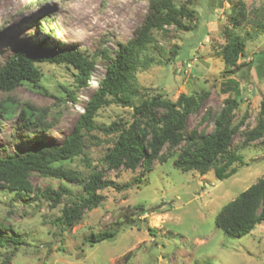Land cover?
Listing matches in <instances>:
<instances>
[{
	"label": "rangeland",
	"instance_id": "374dc122",
	"mask_svg": "<svg viewBox=\"0 0 264 264\" xmlns=\"http://www.w3.org/2000/svg\"><path fill=\"white\" fill-rule=\"evenodd\" d=\"M175 1L194 10L192 19H184L192 29L170 26L167 34L154 31L155 46L147 55L152 63L137 71V82L149 94L159 93L172 100L181 93L208 92L200 109L188 116L187 133L194 129L210 132L213 120H203V116L208 110L211 117L217 114L224 99L233 96L238 88L243 100L235 110L234 123L248 117L233 137L231 148L241 157L226 170L235 172L218 178L216 169L223 164L205 174L184 172L173 165L180 150L176 147L175 156L166 162L154 161L153 171L146 173L139 185L99 190L104 196L102 203L86 210L70 228L56 225L55 219L62 207L80 193V187L33 173L30 180L36 191L48 187L56 191L65 185L71 194L64 195L62 202L52 208L36 192L31 193V198L36 199L26 202L25 197L0 189V222L9 228L5 233H14L22 241L16 244L17 249L0 247V264L3 259L5 264H264V221L237 238L224 234L215 224L225 204L264 176V136L244 142L245 132L256 125L264 97V33L255 30L264 0H193L190 4L187 0ZM239 1L245 4V16L238 15ZM148 7L149 0H0V63L18 45L35 46L43 41L50 46H78L87 52L105 48L113 55L119 43L133 36ZM229 31L246 37L245 55L238 63L253 59L255 69L247 79L234 74L233 67H227L221 56ZM41 67L43 77L38 85L26 83L9 93L0 91V101L14 100L45 109L46 120L52 126L48 132L39 128L25 131L18 111L12 117L0 116L2 154L23 152L36 140L61 141L103 76L106 61L98 58L89 84L82 88L74 85L72 68L48 63ZM64 86L77 92V101L66 100ZM131 110L118 105L104 107L98 111L96 123L127 118ZM93 133L102 143L94 138L88 141L87 155L92 166L80 156L69 164L83 175L92 167L103 168V155L111 146L110 136L99 130ZM140 172V167L135 171L121 167L105 175L123 184L136 179ZM142 204L148 213L134 214L132 217L137 219L133 225L121 227L113 239L93 245L85 242L92 232L115 229L118 221L126 214L132 215L133 208ZM152 208L156 209L151 211Z\"/></svg>",
	"mask_w": 264,
	"mask_h": 264
},
{
	"label": "trees",
	"instance_id": "16d2710c",
	"mask_svg": "<svg viewBox=\"0 0 264 264\" xmlns=\"http://www.w3.org/2000/svg\"><path fill=\"white\" fill-rule=\"evenodd\" d=\"M192 1L187 0V3ZM238 4L239 7H245L241 1L237 6ZM241 7L238 15L245 16V10ZM193 16L194 10L186 3L178 5L175 0H149L148 10L134 30L133 36L124 43H119L113 55L105 48L87 52L78 46H50L44 41L35 46H28L27 43L18 45L16 50L0 63V91L5 93L26 83L38 85L43 77L41 64L44 63L72 68L74 85L78 88L89 84L98 58L106 61V68L85 102L83 110L61 141L36 140L28 149L18 153L2 154L0 148V189L15 192L17 196L25 197L26 202L36 199L31 198V193L36 192V195L48 200L53 208L62 202L64 195L71 194L70 190L61 185L56 191L50 187L36 191L30 180L31 175L36 173L75 184L80 187V193L62 207L61 214L55 219L56 225L70 228L83 218L86 210L96 208L102 203L104 196L99 190L107 187L123 190L134 184L139 185L146 173L153 171L154 161L166 162L175 156L173 149L176 147H180V150L173 160V165L184 172L195 170L205 174L212 167L217 168L219 164H223L221 168L216 169L218 178L224 179L233 174L234 169H226L241 157L231 148L233 137L248 117L245 115L238 123H234L235 110L243 100L238 88L233 96L224 99L217 114L211 117L208 110L203 116V120H213L214 126L210 132L194 129L187 133L188 116L200 109L208 92L203 90L192 95L181 93L176 100H172L159 93L149 94L136 79L137 71L152 63L147 55L150 48L155 46L153 32L161 31L167 34L170 26L184 31L191 30L192 26L184 19L190 20ZM260 19L257 20L255 30L264 33V9ZM229 32L228 39L221 49V56L227 67H233L234 74H238L241 79H247L253 68L255 69L253 59L238 63L239 58L245 55L246 37L237 32ZM261 74L264 77V72ZM235 80L233 82L238 85L239 80ZM64 88L66 100L77 101V92L65 86ZM110 105L129 107L132 109L131 114L127 118H119L108 124H97L98 111ZM17 111L25 131L36 128L44 132L50 130L52 123L46 120L45 109L30 103L18 104L14 100L0 101V116L12 117ZM97 130L110 136L111 146L107 147L103 155V168L92 167L87 175H83L69 164L80 156L89 167L92 166L87 155L88 141L94 138L98 144L102 143L93 133ZM244 135V142L255 141L264 136V97L260 103L256 125ZM121 167L132 171L140 167L141 172L136 179L123 184L106 178V171ZM155 209L152 208L151 211ZM148 211L143 204L136 205L132 215L126 214L123 220L116 223L115 229L101 233L92 232L85 238V242L93 245L103 240H111L121 227L133 225L132 222L137 219L132 217L134 214L144 216ZM144 219L145 217L142 220ZM262 221L264 176L225 204L215 218L216 226L224 234L236 238L249 234ZM0 228L3 230L0 231V247L13 246L17 249L16 244L22 241L14 233H5L8 227L2 222ZM148 228L153 231V228ZM1 264H5L4 259Z\"/></svg>",
	"mask_w": 264,
	"mask_h": 264
}]
</instances>
